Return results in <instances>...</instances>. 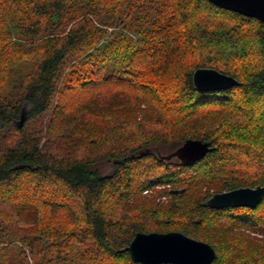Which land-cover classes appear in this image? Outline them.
Masks as SVG:
<instances>
[{"label": "trees", "instance_id": "obj_1", "mask_svg": "<svg viewBox=\"0 0 264 264\" xmlns=\"http://www.w3.org/2000/svg\"><path fill=\"white\" fill-rule=\"evenodd\" d=\"M201 67L240 83L198 91ZM196 139L214 150L195 162L152 150ZM159 185L167 204L142 195ZM259 185L264 22L208 0H0V264H141L126 247L154 231L264 264V197L207 204Z\"/></svg>", "mask_w": 264, "mask_h": 264}, {"label": "water", "instance_id": "obj_2", "mask_svg": "<svg viewBox=\"0 0 264 264\" xmlns=\"http://www.w3.org/2000/svg\"><path fill=\"white\" fill-rule=\"evenodd\" d=\"M211 3L245 16L264 22V0H208ZM195 88L201 92L221 91L238 85L234 76L216 68L201 67L193 73ZM27 119L22 110L18 127ZM209 142L189 140L178 151L183 160L195 162L213 151ZM264 197V186L241 187L215 193L207 201L212 208L251 207L255 208ZM134 262L141 264H211L217 257L216 249L208 242L188 236L179 231L137 232L126 247Z\"/></svg>", "mask_w": 264, "mask_h": 264}, {"label": "rangeland", "instance_id": "obj_3", "mask_svg": "<svg viewBox=\"0 0 264 264\" xmlns=\"http://www.w3.org/2000/svg\"><path fill=\"white\" fill-rule=\"evenodd\" d=\"M133 37L136 38L135 35ZM185 142H176L170 145H154L152 150L159 155L160 157L164 158L165 160L171 161H182L181 156L178 154V151L184 146ZM111 170V166L109 163H103L101 165V171L106 173ZM169 186V185H168ZM165 188V186L159 185L156 189L150 190L149 192H142V195L145 199L151 198L154 195L157 196V200L167 204L170 200L169 195H165V193H158L156 190H160Z\"/></svg>", "mask_w": 264, "mask_h": 264}, {"label": "built area", "instance_id": "obj_4", "mask_svg": "<svg viewBox=\"0 0 264 264\" xmlns=\"http://www.w3.org/2000/svg\"><path fill=\"white\" fill-rule=\"evenodd\" d=\"M145 192H149L148 190H146Z\"/></svg>", "mask_w": 264, "mask_h": 264}, {"label": "flooded vegetation", "instance_id": "obj_5", "mask_svg": "<svg viewBox=\"0 0 264 264\" xmlns=\"http://www.w3.org/2000/svg\"><path fill=\"white\" fill-rule=\"evenodd\" d=\"M181 156V155H180ZM182 158V157H181ZM182 160H183V158H182Z\"/></svg>", "mask_w": 264, "mask_h": 264}]
</instances>
